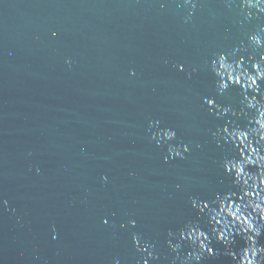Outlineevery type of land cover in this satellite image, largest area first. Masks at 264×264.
Segmentation results:
<instances>
[{
  "label": "water",
  "instance_id": "95a60500",
  "mask_svg": "<svg viewBox=\"0 0 264 264\" xmlns=\"http://www.w3.org/2000/svg\"><path fill=\"white\" fill-rule=\"evenodd\" d=\"M188 11L183 0H0V264H143L134 232L155 244L150 264H172L169 230L198 219L210 232L190 197L237 191L220 162L238 150L213 137L228 118L204 98L241 99L238 87L217 95L210 61L264 18L223 0H199L185 22ZM154 120L189 145L185 159L165 162ZM211 246L201 264H235Z\"/></svg>",
  "mask_w": 264,
  "mask_h": 264
},
{
  "label": "clouds",
  "instance_id": "9594fccd",
  "mask_svg": "<svg viewBox=\"0 0 264 264\" xmlns=\"http://www.w3.org/2000/svg\"><path fill=\"white\" fill-rule=\"evenodd\" d=\"M198 2L183 0V6H189L185 22L195 14ZM223 2L230 9L238 7L246 20H252L254 16L264 18V0ZM161 7L164 5L161 4ZM52 35L57 33L53 32ZM209 67L216 77L218 96H223L233 87L241 90L239 109L231 104H218L215 96L204 98L210 113L219 119L228 118L223 127L217 128L212 135L218 144L224 141L238 150V155L226 156L220 162L224 171L232 177L237 191H217L211 202L201 199L199 195L190 197L191 206L208 218L211 230L205 231L198 219L186 221L178 233L169 230L167 243L175 253L172 264H201L206 256L216 255V250L211 246L213 239L225 245L226 254L235 264H264V244L260 243V238L264 236V24H258L254 31L247 34V44L241 42L229 52L214 53ZM178 69L184 71V65L180 64ZM191 72L195 73L197 69L194 67ZM132 74L135 75V72ZM230 117L246 118L248 124L241 127L237 120ZM149 127L156 129L151 139L158 146L167 145L165 162L169 157L185 159L186 154L190 153L187 143H174L177 140L174 128L161 127L160 120L150 121ZM103 179L107 180V177ZM3 204L7 207L9 202L4 200ZM104 223H108L107 219ZM136 224L137 221L131 219L127 224L121 223L120 227L131 225L134 228ZM237 236L243 237L246 242L239 252L232 248ZM132 240L136 250L142 255L146 254L143 264L160 260L155 244L145 240L141 233L134 232ZM185 244L190 247L187 255H183ZM115 264H121V261L117 258ZM137 264L140 262L137 261Z\"/></svg>",
  "mask_w": 264,
  "mask_h": 264
}]
</instances>
